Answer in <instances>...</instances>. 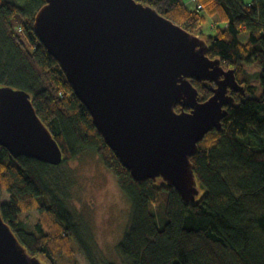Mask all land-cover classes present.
<instances>
[{"label": "trees", "instance_id": "16d2710c", "mask_svg": "<svg viewBox=\"0 0 264 264\" xmlns=\"http://www.w3.org/2000/svg\"><path fill=\"white\" fill-rule=\"evenodd\" d=\"M138 1L194 34L209 16L216 17L217 32L200 36L209 44V57L235 69L245 86L243 95L232 92L235 103L222 131L208 133L191 158L200 194L186 201L162 177L136 180L38 37L35 18L46 0H0V86L31 94L64 153L63 162L53 165L16 158L0 145V199L3 192L9 195L1 201L2 215L28 252L46 264L61 259L79 264L73 243L94 264L55 172L90 150L101 156L131 202L130 222L117 246L125 264H264V0H197L195 8L183 0ZM253 63L260 66V86L252 83L248 65ZM193 83L202 101L213 94L214 83ZM33 210L39 218L29 228L20 216Z\"/></svg>", "mask_w": 264, "mask_h": 264}, {"label": "water", "instance_id": "95a60500", "mask_svg": "<svg viewBox=\"0 0 264 264\" xmlns=\"http://www.w3.org/2000/svg\"><path fill=\"white\" fill-rule=\"evenodd\" d=\"M34 28L133 177H162L195 201L191 158L208 133L222 131L232 92L245 93L236 70L209 57L206 39L138 0H46ZM193 80L214 83L213 94L202 101ZM0 145L16 158L64 160L31 94L11 85L0 86ZM0 264H46L4 219L1 199Z\"/></svg>", "mask_w": 264, "mask_h": 264}, {"label": "rangeland", "instance_id": "374dc122", "mask_svg": "<svg viewBox=\"0 0 264 264\" xmlns=\"http://www.w3.org/2000/svg\"><path fill=\"white\" fill-rule=\"evenodd\" d=\"M195 7L196 4L192 8ZM215 20H217L216 17L209 16L197 34L205 36L215 34L217 32L213 27L216 25ZM220 25L223 24L220 22ZM247 38L248 32H243L241 39ZM248 69L254 75L252 83L260 86L258 77L260 66L253 63L248 65ZM259 88L261 92V87ZM55 172L60 177L59 187L62 189L58 191L75 212L77 227L91 249L94 264H125L117 246L130 222L131 202L101 156L94 151H85ZM1 201L2 203L9 201V195L6 192L2 193ZM20 218L31 228L38 221L39 212L33 210L21 214ZM73 248L79 264H90L76 243H73ZM60 264L70 263L61 259Z\"/></svg>", "mask_w": 264, "mask_h": 264}, {"label": "crops", "instance_id": "0c3cea01", "mask_svg": "<svg viewBox=\"0 0 264 264\" xmlns=\"http://www.w3.org/2000/svg\"><path fill=\"white\" fill-rule=\"evenodd\" d=\"M191 2H188V1H186V2H184V3H186L189 7H193L194 6V4H196V1L195 0H190ZM213 18V17H212ZM213 21H214V19H213Z\"/></svg>", "mask_w": 264, "mask_h": 264}, {"label": "built area", "instance_id": "2783aa9c", "mask_svg": "<svg viewBox=\"0 0 264 264\" xmlns=\"http://www.w3.org/2000/svg\"><path fill=\"white\" fill-rule=\"evenodd\" d=\"M195 1H196V4H197V0H195ZM197 6H198L199 9H203V7H204L203 4H201V3H199Z\"/></svg>", "mask_w": 264, "mask_h": 264}]
</instances>
